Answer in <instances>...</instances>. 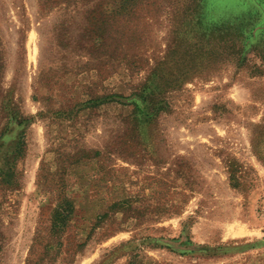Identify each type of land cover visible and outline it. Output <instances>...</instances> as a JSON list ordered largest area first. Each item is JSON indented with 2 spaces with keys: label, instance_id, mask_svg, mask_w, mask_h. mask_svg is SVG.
<instances>
[{
  "label": "rangeland",
  "instance_id": "rangeland-1",
  "mask_svg": "<svg viewBox=\"0 0 264 264\" xmlns=\"http://www.w3.org/2000/svg\"><path fill=\"white\" fill-rule=\"evenodd\" d=\"M264 0H0V264H264Z\"/></svg>",
  "mask_w": 264,
  "mask_h": 264
},
{
  "label": "trees",
  "instance_id": "trees-1",
  "mask_svg": "<svg viewBox=\"0 0 264 264\" xmlns=\"http://www.w3.org/2000/svg\"><path fill=\"white\" fill-rule=\"evenodd\" d=\"M252 50L255 52H259V54L264 57V45L263 46H259V45L252 46V42L249 40L248 42H243V46H241L240 48V52L242 53V56H243V58H240L241 61H243L245 59L244 57H246V54Z\"/></svg>",
  "mask_w": 264,
  "mask_h": 264
},
{
  "label": "snow or ice",
  "instance_id": "snow-or-ice-1",
  "mask_svg": "<svg viewBox=\"0 0 264 264\" xmlns=\"http://www.w3.org/2000/svg\"><path fill=\"white\" fill-rule=\"evenodd\" d=\"M217 0H209L210 7L216 4Z\"/></svg>",
  "mask_w": 264,
  "mask_h": 264
}]
</instances>
